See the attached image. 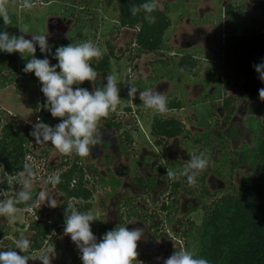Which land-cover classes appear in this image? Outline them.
<instances>
[{
	"label": "rangeland",
	"instance_id": "1",
	"mask_svg": "<svg viewBox=\"0 0 264 264\" xmlns=\"http://www.w3.org/2000/svg\"><path fill=\"white\" fill-rule=\"evenodd\" d=\"M156 1L160 6L164 2L170 3V0ZM28 2L31 4L30 8L24 7V0H0V10L15 16L16 24L12 30L13 35H24L26 39H30L32 34L45 32L48 29V20L56 18L60 20L67 32L62 35V31H56L55 28L51 34L48 31V43L51 48L56 38H66L64 36H70L72 31L80 30L81 27L83 32L89 34L91 38L88 37L87 40L92 41L99 48L101 56L98 59L108 52L107 40H111L113 44L116 43L118 58L110 61L108 73L114 76L119 89L120 101L116 110L109 112L108 116L112 117L115 123L120 125V128L118 130L117 128L111 129L108 132L117 139L118 147L116 151H112L109 145L101 144L99 147L100 156H94L91 147L87 157H80L83 164L90 163L96 168L99 177V180H95L94 184L88 186L93 190L91 200L93 207L89 211L94 217L91 222L93 225L92 232L99 242L106 231L119 225H125L127 228H142L144 235L137 242V248H142V244L148 242L152 237L156 239L157 247L153 248L151 252H148V249H141L142 252L138 253L137 260L140 264H152V261L154 264L155 259L152 260L151 257H161L157 264H163V259L168 258L178 248L179 244L184 247L182 231L176 221L184 219L186 222V219H190L196 224H200L203 216L202 204L206 201H201L200 198L196 200L182 191L179 193L178 203L174 205L173 197L168 196L169 184L172 180H169L161 172V169H165L164 166H167L178 173L189 156L197 154L198 151L208 158L210 149L205 148V151L203 147L204 140L208 137L222 138L226 141V145L228 144L227 148L224 149L216 141V152L212 163L219 162L217 161L220 157L219 154L237 151L244 145L251 147L253 136L248 128L252 118L248 110V101L245 98L239 100L237 111L229 121H226L222 99L225 95L231 94V91L218 80L221 70H219L220 65L212 57V54L217 52L216 40L212 34L209 37L210 40L212 39V43L209 41L211 46L208 51L202 47L203 42L199 43V60L192 72L180 70L176 65L178 57L170 55L163 58L144 55L136 62L130 63L121 54L133 33L126 31L127 33L122 39L121 36L116 38V35H113L109 38L104 35L110 28L114 32L112 26L114 25L113 4L115 0H103L97 7L92 0H28ZM186 3L189 4L190 0H186ZM214 3L216 5L218 0H197L196 8L203 9V14H207L208 10L212 11L211 8ZM71 12L72 17H70ZM71 18H75L76 22ZM174 19L173 15V23L175 22ZM89 20H94L95 24L98 25L97 28L94 25L90 27ZM221 20L223 19H220V24ZM187 25L184 21L178 24L174 29L176 30L175 36L181 37V26L189 31L190 26ZM19 28L25 29V32L21 33ZM197 38L190 43L196 42ZM183 40L184 44L189 42L186 36ZM203 40L205 41V39ZM180 42L182 43V39H177L176 43L179 44ZM258 53L259 49L256 55ZM28 55L25 53V57L22 58L21 54L18 53V60L11 75L14 77V84L0 89V130L6 123H13L19 125L23 131L31 132L40 111L49 113L43 108L40 100L38 79L32 73H24L21 70L26 59L29 58ZM34 55L37 58H43L47 53L42 54L37 47ZM252 55L253 52L248 48L239 51V56L236 58V62L239 63L238 67L244 69L246 64H250L253 59ZM48 58L50 64L54 63L52 56L49 55ZM151 61L154 63L153 66ZM152 67H154L155 76L148 81ZM162 75L167 79L163 77L160 80ZM97 79L103 81L100 74H98ZM163 80L166 82L165 85L160 84ZM158 81L160 85L156 86ZM130 84L134 85L138 92L145 89L162 92L166 97L165 111L157 112L145 108L138 99V93L136 97L129 98L127 88ZM86 86L91 89L94 85H90L86 81ZM173 99L179 100L183 107L179 109L169 108L168 104ZM38 104L40 107L37 111ZM263 115L260 117L261 122H264ZM155 116L182 120L185 123L183 135L177 139L167 140L166 144L156 145L150 132V126ZM58 120L59 118H53L50 115L46 119V123L55 125ZM104 122L102 121L100 127L105 125ZM125 129L133 134V143H135L127 148H125L124 137H122L125 134L123 133ZM32 145V154L28 158V163L34 169L30 190L41 187L42 191L52 193L57 200V207H49L47 202L44 204L41 202L40 205L48 208L46 218L53 221L54 212L64 201V196L54 188L48 187L44 180L49 175L55 174L53 171L67 158L74 159V155L61 154L53 146L47 145L46 142L37 144L33 137ZM220 148L222 149L221 152ZM212 163L204 171L209 170ZM222 170V176L211 175L207 180L212 191L219 194L227 191L231 184L239 185L251 175L246 167L237 168L232 177L229 175V165L223 167ZM139 177H142L146 182L147 188L145 190H142L137 183ZM5 179L9 186L13 187V190L17 191L20 188V184H18L20 177L9 179L0 166V200L12 197L11 191L2 187V182ZM111 179L120 181L118 188H115L114 181L111 185ZM163 206H169L168 210L163 209ZM14 217L11 220L0 217V237L2 238L0 248L5 250L14 249L15 240L21 233L28 239L31 236L28 226L34 218L33 210L17 209ZM52 235L53 237L40 251L30 252L28 249L25 253L20 252L19 249H15V251L19 255L29 256L26 264H41V261L36 257L49 250L55 253V257L51 259V264H82L76 244L69 239L68 235L63 233V227L58 233L53 232ZM179 240L181 243H178Z\"/></svg>",
	"mask_w": 264,
	"mask_h": 264
},
{
	"label": "trees",
	"instance_id": "2",
	"mask_svg": "<svg viewBox=\"0 0 264 264\" xmlns=\"http://www.w3.org/2000/svg\"><path fill=\"white\" fill-rule=\"evenodd\" d=\"M103 0H92L96 7ZM144 0H115L114 20H116L115 28H129L137 30L133 41L130 43L129 59L134 61L144 55L156 54L164 56V54L173 51L170 44L171 40V20L168 15L167 8H162L157 2L154 10L150 15L155 17V22L149 23L144 19V11L139 10L136 15H131L129 9L132 6H139ZM90 3V2H88ZM231 5H227V11H231ZM8 23L3 24L0 20V30L7 31L11 34L16 24L15 16L8 13ZM72 17V12L70 13ZM77 17V16H74ZM90 27L94 25V20H89ZM227 35L222 44L218 42L220 54L218 56L219 64L224 66L221 82L227 86L229 84H238L241 86L240 97L250 100L249 111L252 121L249 131L253 136V145L251 147L244 145L237 151H228L219 154L217 161L213 162L209 170L203 171L196 179L197 182L191 186L186 183V178L178 176L171 182L173 192L172 202L174 205L178 203L179 192L184 191L190 196L199 197L202 204L203 216L200 224L187 219L178 220L181 229V236L184 240V248L192 249L196 255L202 256L210 261V264H264V122H261V116L264 114V101L258 96V89L264 87V84L258 78L253 65L264 59L262 54L259 62L246 64L245 68L238 67L236 62L239 51H242L247 45L248 49L253 52V59L259 47H264V33L261 30H253L249 37L244 34H237L235 30L226 32ZM89 37L88 34L80 30L72 31L70 36L59 39L53 43L52 51L58 46L68 45L74 41H84ZM115 46L108 42V53L100 59L94 58L91 61L102 79L108 74L111 59H116ZM18 60V53L0 52V89L14 84L12 70ZM54 63L56 61L53 59ZM183 70L192 72L197 61L190 55L184 56L178 62ZM58 70V69H57ZM7 72V73H6ZM85 87L84 85H79ZM77 85H73V88ZM40 100L43 104L45 97L40 91L38 82ZM90 90V89H89ZM237 98L229 97L224 101L225 119L229 121L232 114L236 110ZM171 109L182 108L181 102L174 99L168 104ZM50 116L43 110L39 113L41 121L46 123V119ZM264 116V115H263ZM61 119V118H59ZM112 117L102 118L106 127L120 128L119 124L113 122ZM59 121V120H58ZM99 123V124H100ZM185 131V124L174 118L154 117L151 135L157 139V144H162L167 139L180 137ZM100 138L110 139V135L99 130ZM134 141L133 134L128 133L125 142L130 146ZM216 141L219 142L224 149L227 148L226 141L222 138H209L204 140L203 147L210 149L208 159L212 162L216 152ZM51 145L50 142H46ZM32 136L30 132H25L19 125L6 123L0 130V166L9 179L18 177V173L22 170L24 163H28V158L32 154ZM203 149V148H202ZM96 153V145L93 146ZM206 151V149H205ZM222 149L220 148V152ZM200 152L198 151L197 154ZM74 155V159L67 158L65 162L56 168L53 172L59 176V183L54 187L47 184L48 187L54 188L59 194L64 196V201L60 207L54 212V220H48L46 214L48 208L37 204L33 206L32 200L38 197L42 191L41 187L31 189L32 198L29 201L21 202L16 205L20 210H33V220L29 223L28 230L31 232L30 252L42 250L50 238L52 233H58L61 227H64V217L67 212V206L71 205L77 211H87L92 209L91 200L93 198V190L88 187L91 180L97 179L96 169L88 164H83L79 156ZM97 155V154H96ZM230 166L229 175L232 177L234 171L239 167L249 169L251 175L244 179L239 185L231 184L230 188L223 193H215L209 187L207 180L209 176H222V168ZM165 174V169H161ZM120 182H115L118 187ZM137 183L142 190L146 189V183L143 178L137 179ZM2 187L7 191H11V198L15 197L16 191L13 190L5 179ZM164 205V204H163ZM168 210L169 206H163ZM71 210V209H69ZM91 230L93 225L91 223ZM188 230V232H184ZM2 238L0 237V240ZM181 243V242H180ZM181 248L179 244V249ZM0 250H5L0 248ZM159 260L155 259L154 263ZM153 263V261L151 262Z\"/></svg>",
	"mask_w": 264,
	"mask_h": 264
},
{
	"label": "clouds",
	"instance_id": "3",
	"mask_svg": "<svg viewBox=\"0 0 264 264\" xmlns=\"http://www.w3.org/2000/svg\"><path fill=\"white\" fill-rule=\"evenodd\" d=\"M156 6V0H144L139 6L129 9L131 15H136L143 10L145 21L155 22V17L150 15ZM24 7L30 8L28 0H24ZM8 15L0 10V20L3 24L8 23ZM21 33L25 29L19 28ZM48 29L39 34H32L30 39L24 35H13L7 31L0 30V52L20 53L22 58L25 53L29 54L21 69L24 73H32L40 84V91L45 97L43 108L51 117L61 118L55 125L44 123L37 117L32 126L30 135L37 144L50 142L61 154H75L79 157H87L91 147L98 144L100 140L98 125L102 118L107 117L109 112L115 111L120 101L119 89L114 76L108 73L103 81H98V73L92 66L91 61L101 56L97 46L90 40L74 41L68 45L58 46L52 51L48 43ZM39 48L43 58H37L34 53ZM56 61L51 63L48 56ZM255 72L262 84H264V59L253 65ZM58 69V70H57ZM84 81L94 85L80 87ZM73 85L77 87L73 88ZM143 106L157 112L166 109V97L162 92L145 89L137 90L134 85L127 88L129 98L136 97ZM260 100L264 101V87L258 89ZM39 104L37 111L39 110ZM211 161L203 153L193 154L177 173L165 167V175L169 180L179 175L186 178V183L191 186L197 182V177L205 169L211 166ZM20 179L19 190L14 198L0 200V217L14 219L17 212L16 205L29 201L32 198L30 191L34 177V169L29 163H24L22 170L18 173ZM59 176L49 175L45 184L53 187L59 183ZM47 202L49 207H57V200L52 193L41 191L38 197L32 200L33 206ZM71 209V210H69ZM94 220L92 214L87 211H77L71 205L67 206L64 217L63 233L76 244L82 264H140L137 260V242L144 235L143 229L139 227L127 228L125 225L117 226L106 231L99 242L91 230V222ZM30 240L22 233L15 240L14 249L0 250V264H26L29 256L19 255L15 249L24 252L29 248ZM51 254V258H50ZM55 253L51 250L44 251L36 258L41 264H51ZM163 264H210V261L188 248L181 247L174 251L168 258L163 259Z\"/></svg>",
	"mask_w": 264,
	"mask_h": 264
},
{
	"label": "flooded vegetation",
	"instance_id": "4",
	"mask_svg": "<svg viewBox=\"0 0 264 264\" xmlns=\"http://www.w3.org/2000/svg\"><path fill=\"white\" fill-rule=\"evenodd\" d=\"M178 1H179V3H178ZM248 1L249 0H241L240 2H234L233 0H218V3L215 5V3H214V6L211 8L212 9V11L211 10H208V12H207V14H203V9L202 10H199V8H196V2H197V0H190V3L189 4H187L186 3V0H170V3H166V2H164L163 3V5H162V8H167V10H168V15H169V17H170V20H171V27H170V33H171V40H170V44L172 45V47H173V51L172 52H170V53H167V54H164V56H158V55H156V54H151V56L153 55L154 57L156 56V57H159V58H163V57H166L167 55L169 56H172V57H178V60H177V66L179 67V65H178V62L180 61V59L181 58H183L184 56H191L194 60H196V61H198L199 60V58H197L196 57V55L192 52V50H190V47L191 46H193V44H195V43H202L203 42V48L204 49H206L207 51H208V49H209V47L211 46V44H210V42L212 41V39L210 40V34H212L213 36H214V39L216 40V43H215V47H216V49H217V52H216V54H212V57L216 60V63L217 64H219V62H218V56H219V54H220V51H219V49H218V42H219V40H221V42H222V44H224V40H225V37H226V35H227V33L226 32H228V31H232V30H235L236 32H237V34H244L246 37H249L250 35H251V32L253 31V30H261V32L262 33H264V22L261 24V27H257V28H251V29H247V30H242V31H239V30H237L235 27H229V23H230V14L233 12V11H237V12H242V14L243 13H245L246 11H248L249 10V8H250V6H249V4H248ZM157 2V1H156ZM158 3V2H157ZM228 4H230L231 5V11H227V5ZM262 5H264V4H262ZM178 7V9L176 10V8ZM219 7V8H218ZM259 7H261V6H259ZM205 11V10H204ZM211 11V12H210ZM215 11V12H214ZM173 15H174V17H175V22L173 23ZM76 18V17H75ZM75 18H71V20L73 19V21H75ZM219 18V24H218V21H217V19ZM220 19H223V20H221V24H220ZM185 22V24H188L187 26H190V29H188L189 31H187V28L186 29H184L182 26V31H181V37L179 38V37H174V35H175V30H173V27H177L178 26V24H180L181 22ZM76 22V21H75ZM113 22H114V25L112 26V29H114V32L111 30V28L110 29H108L106 32H105V36H113V35H116V38H117V36H121L120 38L122 39L123 37H125V33H127L126 31H128V32H132L133 34H132V36H131V38L128 40V42L126 43V46H125V48L123 49V51H122V54L121 55H123V56H125L126 57V59H127V61H129L130 63H134V62H136L137 60H139V59H136V60H134V61H132V60H130L129 59V48H130V43L133 41V39H134V36L136 35V32H137V30H135V29H129V28H121V27H119V28H115V25H116V20H114L113 19ZM74 23V22H73ZM175 23H177V25H175ZM59 24H60V26L58 27V28H62L63 30H65L64 29V27H63V24L59 21ZM180 26V25H179ZM206 27H208L209 29L208 30H206L205 28ZM58 28H55V30L56 31H61V30H59ZM62 30V31H63ZM67 31V30H66ZM84 33V32H83ZM62 35H63V33H62ZM65 35V34H64ZM89 35V34H88ZM186 36V38L189 40V42H187L186 44H184V37ZM64 37H67V36H64ZM196 37H198L197 38V41L196 42H194V43H190L193 39H195ZM90 38V37H89ZM110 38V37H109ZM59 39H61V38H56L54 41H53V43L54 42H56L57 40H59ZM91 39V38H90ZM177 39H182V43L180 42L179 44L178 43H176V41H177ZM203 39H205V41L203 40ZM109 41H111V40H109ZM108 40L106 41L107 42V48H108V42H109ZM210 41V42H209ZM212 43V42H211ZM111 44L114 46L115 45V54H116V51H117V48H116V43L115 44H113L112 42H111ZM177 46H176V45ZM200 45V44H199ZM248 46L249 45H247L244 49H242V50H245V49H247L248 48ZM177 47V48H176ZM210 52V51H209ZM108 53V52H107ZM262 54H264V47H259V53L257 54V56H256V58L255 59H252L251 60V63H254V62H259L260 61V58H261V56H262ZM116 56H117V54H116ZM172 57H170V58H172ZM117 58H118V56H117ZM176 59V58H175ZM111 60H114V59H111ZM152 62V66H153V61H151ZM220 66V69L219 70H221L220 72H219V76H218V80H220V83H222L221 82V78H222V75H223V70H224V66L223 65H221V64H219ZM180 68V67H179ZM131 70V69H130ZM151 70V72H150V76L148 77V81L151 79V78H153L154 76H155V73H154V69H153V67H152V69H150ZM180 70H183V69H181L180 68ZM98 80V79H97ZM99 81V80H98ZM127 81V80H126ZM82 85H84L85 87H87L86 86V81H84L83 83H82ZM223 85V84H222ZM221 86V85H220ZM223 86H225V85H223ZM225 87H227L230 91H231V94H229V95H225L224 97H223V99H222V103H224V101H225V99H227V98H229V97H234V98H237V101H236V110H235V112L237 111V105H238V103H239V100H241V99H244V97H240V92H241V86L240 85H238V84H229V85H227V86H225ZM90 89V88H89ZM91 90V89H90ZM246 99V98H245ZM174 100V99H173ZM247 101H248V110H249V104H250V100H248V99H246ZM179 101V100H178ZM180 102V101H179ZM182 104V103H181ZM223 106H224V104H223ZM182 107H183V105H182ZM224 108V107H223ZM175 109V108H174ZM234 112V113H235ZM234 113L232 114V116L234 115ZM225 115V114H224ZM231 116V117H232ZM251 116V115H250ZM163 118V117H162ZM168 118H171V117H168ZM175 119V118H174ZM113 120V122H115L114 121V119H112ZM153 120H154V118H153ZM176 120H178V119H176ZM180 121H182V120H180ZM183 122V121H182ZM102 123V122H101ZM100 123V124H101ZM153 123V122H152ZM184 123V122H183ZM100 124L98 125V128H99V130H102V131H104L105 133H108V135H110V139H105L104 137L103 138H100V140H99V142H98V144H96V153H95V151H93V146H92V152H93V155L94 156H96V157H98V156H100V154H101V150H100V145L102 144V145H109V147H110V149L112 150V151H116L117 150V147H118V144H117V139H115L114 138V136L110 133V132H108L109 130H111V129H115L116 127H106L105 125L103 126V127H100ZM104 124H105V122H104ZM116 124H118V123H116ZM185 124V123H184ZM152 127V124H151V126H150V128ZM119 128H117V130H118ZM124 131H127L126 129L125 130H123V133H125V134H121L122 135V137H124V141H125V138H126V135L128 134V133H131V132H124ZM151 132V131H150ZM152 136V135H151ZM153 137V136H152ZM181 137V136H180ZM133 138H134V136H133ZM154 138V137H153ZM177 138H179V137H176V138H172V139H177ZM155 139V143H156V145H158L157 144V139L156 138H154ZM167 140H170V139H167ZM166 140V141H167ZM166 141L165 142H163L162 144H159V145H163V144H166ZM134 142V141H133ZM132 142V143H133ZM131 143V144H132ZM131 144H130V146H131ZM135 143H133V145H134ZM130 146H128V144L125 142V148H127V147H130ZM123 147H124V144H123ZM125 150V149H124ZM125 152H127V150H125ZM198 153V152H197ZM97 154V155H96ZM88 165H90V166H92V164H88ZM94 169H96L94 166H92ZM139 178H142V177H139ZM138 178V179H139ZM95 180H99V177H97V179H93V180H91V183L89 184L90 186H91V184H94L95 183ZM208 180H209V178H208ZM120 182L119 180H113V179H111V185H112V182ZM172 182V181H171ZM171 182H170V184H171ZM146 183V182H145ZM169 184V190H170V192L168 193V196L170 197H173L172 195H171V192H173V190H172V188H171V185ZM88 185V186H89ZM119 187V186H118ZM116 185H115V188H118ZM147 188V187H146ZM43 190V189H42ZM180 192H182V191H180ZM179 192V193H180ZM188 195V194H187ZM190 196V195H189ZM192 197H194L196 200H197V198L199 199V197H195V196H192ZM167 211V210H166ZM187 220V219H186ZM185 221V220H184ZM183 221V222H184ZM177 223H178V220L176 221ZM187 230H185L184 232H186ZM187 233V232H186ZM178 243H180V240L178 241ZM143 247L142 248H137V252L138 253H141L142 252V250L141 249H148L147 251L148 252H151V250H153V248H155V247H157V241H156V239L155 238H153L152 237V239H149L148 240V242H144L143 244ZM169 246V245H168ZM160 248H161V246H160ZM168 248H170V247H168ZM176 250H179V245H178V248H176L174 251H176ZM151 259L153 260V259H157V260H159V262H160V260H161V257H151ZM153 264V263H152ZM154 264H157V263H154Z\"/></svg>",
	"mask_w": 264,
	"mask_h": 264
},
{
	"label": "crops",
	"instance_id": "5",
	"mask_svg": "<svg viewBox=\"0 0 264 264\" xmlns=\"http://www.w3.org/2000/svg\"><path fill=\"white\" fill-rule=\"evenodd\" d=\"M233 1L240 2L241 0H233ZM262 4H264V0H249L250 8L248 11H246L243 14L242 12L233 11L230 14L229 27L231 28L235 27L239 31L261 27V24L264 22V5ZM175 28L176 27H173V30ZM205 29L208 30L209 28L206 27ZM190 50H192V52L196 55V57L199 58V42L193 44V46L190 47ZM163 77L164 79H167V77H165L164 75H162L159 79L161 80ZM158 83L159 81L156 83V86L160 84L165 85L166 82L165 80H163L160 84Z\"/></svg>",
	"mask_w": 264,
	"mask_h": 264
},
{
	"label": "water",
	"instance_id": "6",
	"mask_svg": "<svg viewBox=\"0 0 264 264\" xmlns=\"http://www.w3.org/2000/svg\"><path fill=\"white\" fill-rule=\"evenodd\" d=\"M59 21L60 20L56 19V18H50L48 20L47 25H48V31H49L50 34L53 32L54 28H58L60 26ZM58 29L61 30V31L63 30L62 28H58ZM66 32H67L66 30L62 31L63 34H65Z\"/></svg>",
	"mask_w": 264,
	"mask_h": 264
}]
</instances>
